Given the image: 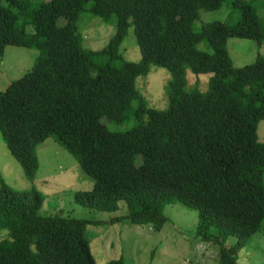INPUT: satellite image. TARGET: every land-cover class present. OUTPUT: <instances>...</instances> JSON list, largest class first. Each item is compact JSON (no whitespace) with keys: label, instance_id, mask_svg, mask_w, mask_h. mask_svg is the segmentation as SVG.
Segmentation results:
<instances>
[{"label":"trees","instance_id":"1","mask_svg":"<svg viewBox=\"0 0 264 264\" xmlns=\"http://www.w3.org/2000/svg\"><path fill=\"white\" fill-rule=\"evenodd\" d=\"M223 1L45 0L29 15L28 32L18 25L25 2L0 0V59L7 45L39 52L30 69L0 90V132L24 175L34 178L37 146L53 136L93 179L91 189L75 191L77 204L110 212L124 201L126 213L110 222L158 231L167 220L165 205L181 203L197 211L195 234L217 246L219 264H238V251L264 219V141L257 134L264 118V54L235 66L227 39L264 42V16L253 0H231L241 13L235 25L212 21L193 29L201 10ZM89 2L92 15L116 16L100 50L85 48L77 29ZM130 25L138 62L120 51ZM201 42L210 53L198 49ZM97 55L108 62L96 63ZM151 64L170 73L165 109L148 106L136 89V78ZM188 69L211 73L206 91L187 88ZM130 118L135 124L120 131L104 123ZM43 202L36 188L14 190L0 176V229L6 230L0 264H96L87 236L94 222L43 216Z\"/></svg>","mask_w":264,"mask_h":264},{"label":"rangeland","instance_id":"2","mask_svg":"<svg viewBox=\"0 0 264 264\" xmlns=\"http://www.w3.org/2000/svg\"><path fill=\"white\" fill-rule=\"evenodd\" d=\"M27 7L21 14L18 25L31 32L32 25L27 21L29 15L45 0H21ZM260 6L257 12L264 16L262 0H253ZM92 4L79 14L77 29L83 36V46L92 50L102 49L115 31L116 16L108 20L94 16L88 10ZM240 10L234 7L231 0H224L222 5L213 10H201L193 21L194 30H200L205 23L224 21L235 25L240 20ZM198 49L211 52V48L201 42ZM228 54L235 66H244L253 62L258 54H264V42L258 43L254 38L229 37L227 39ZM125 60L138 62L141 52L136 42L133 26L130 25L122 41L120 49ZM38 50L33 47L7 45L0 59V90H5L12 80L21 77L34 63ZM99 64L108 62L107 56H94ZM114 64H119L117 61ZM210 72L194 73L187 70V88L200 91L208 89ZM170 79L169 71L154 64L150 65L146 74L136 78V89L147 105L156 109L168 106L166 84ZM136 106L137 101H132ZM145 119V117H144ZM136 119L130 118L122 122L104 121L110 130L120 131L132 127ZM260 141H264V118L257 126ZM38 168L33 179H28L17 160L9 152L0 132V176L14 190H28L32 187L44 195V202L39 210L43 216L63 215L71 218L85 219L94 223L87 229L91 242V251L96 264H104L109 258L124 259V264H219L217 246L199 241L195 234L197 211L187 208L181 203L172 202L163 208L167 217L160 230L148 225H129L125 220L110 222L115 216L126 213L124 201H120L115 211H101L81 206L74 201L77 190H89L93 179L81 168L77 160L53 136H49L37 146ZM264 181V170H263ZM6 236V230L0 229V239ZM96 236V237H94ZM228 242L235 238L228 236ZM238 264H264V219L259 229L253 233L245 245L237 253Z\"/></svg>","mask_w":264,"mask_h":264}]
</instances>
